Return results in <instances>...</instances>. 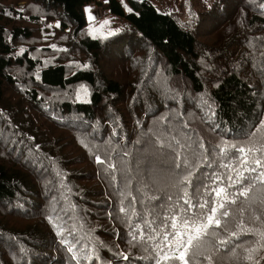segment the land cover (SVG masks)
Listing matches in <instances>:
<instances>
[{
	"label": "trees",
	"instance_id": "trees-1",
	"mask_svg": "<svg viewBox=\"0 0 264 264\" xmlns=\"http://www.w3.org/2000/svg\"><path fill=\"white\" fill-rule=\"evenodd\" d=\"M28 1L0 4V264H155L184 192L215 187L190 264H264V0H206L192 28L149 0ZM91 3L122 25L88 33Z\"/></svg>",
	"mask_w": 264,
	"mask_h": 264
},
{
	"label": "snow or ice",
	"instance_id": "snow-or-ice-1",
	"mask_svg": "<svg viewBox=\"0 0 264 264\" xmlns=\"http://www.w3.org/2000/svg\"><path fill=\"white\" fill-rule=\"evenodd\" d=\"M129 11H131V9H129ZM89 19H92V17L90 16ZM104 23L107 24L108 21H105ZM233 148H235V146H233ZM236 150L242 154L245 153V148L243 147H240ZM220 152L222 155H226L227 149L221 148ZM98 162L103 163V161H100L99 158ZM247 163V159L242 161V164ZM255 164L257 167L262 166L260 160H256ZM222 166L227 167V164H223ZM177 167L179 168L180 165L178 164ZM232 170L235 171V169ZM250 170L252 172L256 171L255 168ZM190 176L191 174L184 177V179L188 181L189 184H191ZM260 178L262 181H264V172L260 173ZM218 179V176L214 177V180ZM228 179L231 182L228 188H232L237 184H241V182L245 179V176L243 173L238 172L235 180H233L231 176H229ZM205 187L207 188V185H205ZM245 192L246 189L245 191H241L239 194L245 195ZM212 193H214V197L211 200L205 198L203 199V202H194V198L190 197L187 191L184 192L182 199L183 203L187 205V208H184L183 205H181L180 213H173L171 216L165 217L164 231L161 233L160 239L156 241L157 258L155 259V264H167V261L169 260H178L180 264H190L188 256L189 250L193 246V242L199 241L202 233L205 232L213 223V219L218 210L224 207V203L227 202V197L232 195V193L229 192L225 187L212 188L208 195L211 196ZM222 197L223 199H221ZM169 200H171V197H169ZM197 209H199V212H197ZM124 211L125 209L121 208V212ZM224 215L227 216L228 213L225 212ZM205 218L207 219V223H203ZM215 223L217 226H219L220 221L216 220ZM169 227L171 228V231H168ZM233 235L236 234L233 233ZM185 237L187 238L186 240ZM123 258L125 260L128 259L127 256H124ZM257 264H259V262H257Z\"/></svg>",
	"mask_w": 264,
	"mask_h": 264
},
{
	"label": "rangeland",
	"instance_id": "rangeland-1",
	"mask_svg": "<svg viewBox=\"0 0 264 264\" xmlns=\"http://www.w3.org/2000/svg\"><path fill=\"white\" fill-rule=\"evenodd\" d=\"M125 5L126 0H119ZM159 11L162 12H171L182 24L187 28H192L195 26L197 11L201 12L202 9H199L203 5H208L210 1L206 0H149ZM4 3L8 6H14L18 9H22L23 13L27 15L41 16L39 7L28 1V0H0V4ZM126 7V6H125ZM87 9V11H86ZM85 12L87 20L89 22L87 32L96 36H104L110 33L113 29H116L122 25V22L114 18L104 9L103 6L91 3L85 7ZM92 19H89V17ZM108 21L107 24L104 22ZM199 26H203V22ZM198 26V27H199ZM38 28L39 40L36 42L38 45H48L53 42H57L56 31L60 27L59 21L55 20L53 23H46L44 20H41ZM201 30L200 40L204 42V39H212L210 36V30L205 28ZM59 37V35H57ZM28 45H32V42L26 40ZM42 53L45 57L50 54H55L53 50ZM142 53V52H141ZM128 77V76H127ZM122 81H124V76H122ZM234 257H229V260H233ZM229 264V262L227 263Z\"/></svg>",
	"mask_w": 264,
	"mask_h": 264
}]
</instances>
